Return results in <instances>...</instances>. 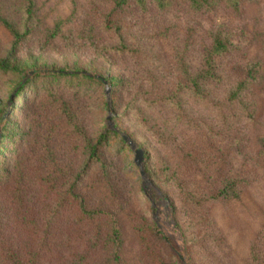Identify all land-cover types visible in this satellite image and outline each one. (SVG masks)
<instances>
[{
  "label": "rangeland",
  "instance_id": "rangeland-1",
  "mask_svg": "<svg viewBox=\"0 0 264 264\" xmlns=\"http://www.w3.org/2000/svg\"><path fill=\"white\" fill-rule=\"evenodd\" d=\"M166 2L0 0V264H264V0Z\"/></svg>",
  "mask_w": 264,
  "mask_h": 264
},
{
  "label": "trees",
  "instance_id": "trees-1",
  "mask_svg": "<svg viewBox=\"0 0 264 264\" xmlns=\"http://www.w3.org/2000/svg\"><path fill=\"white\" fill-rule=\"evenodd\" d=\"M128 1L130 0H118V3L122 4ZM131 1H134L137 5L142 7L145 5L147 0H131ZM152 1H154L159 8H164L167 3L166 2L167 0H152ZM186 1L189 2L192 5V7H195L201 0H186ZM3 23L6 24L5 21ZM223 49H225V46L222 43V41L214 38L212 40L211 52L217 55L221 53Z\"/></svg>",
  "mask_w": 264,
  "mask_h": 264
},
{
  "label": "water",
  "instance_id": "water-1",
  "mask_svg": "<svg viewBox=\"0 0 264 264\" xmlns=\"http://www.w3.org/2000/svg\"><path fill=\"white\" fill-rule=\"evenodd\" d=\"M141 154H142V152H141L140 149H136L135 150V161L134 162H135L136 165L140 164Z\"/></svg>",
  "mask_w": 264,
  "mask_h": 264
}]
</instances>
